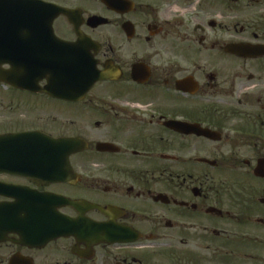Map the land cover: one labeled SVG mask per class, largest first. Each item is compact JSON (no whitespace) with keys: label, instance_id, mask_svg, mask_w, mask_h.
I'll list each match as a JSON object with an SVG mask.
<instances>
[{"label":"flooded vegetation","instance_id":"obj_1","mask_svg":"<svg viewBox=\"0 0 264 264\" xmlns=\"http://www.w3.org/2000/svg\"><path fill=\"white\" fill-rule=\"evenodd\" d=\"M0 22V264H264V0Z\"/></svg>","mask_w":264,"mask_h":264},{"label":"water","instance_id":"obj_2","mask_svg":"<svg viewBox=\"0 0 264 264\" xmlns=\"http://www.w3.org/2000/svg\"><path fill=\"white\" fill-rule=\"evenodd\" d=\"M2 2H5L6 0H0ZM1 24V22H0ZM235 51H238L240 55L242 56H247V48L246 47H242V46H236L234 47ZM61 73L62 75L64 74V70L63 68L61 69ZM94 81V80H93ZM93 81H91V83H87V82H80L76 85H64L61 88V94L62 95H68V94H73V93H84L86 90H88L90 88V86L93 84Z\"/></svg>","mask_w":264,"mask_h":264}]
</instances>
